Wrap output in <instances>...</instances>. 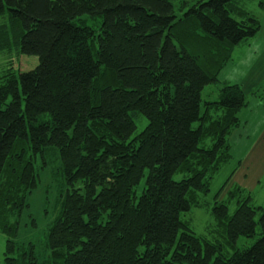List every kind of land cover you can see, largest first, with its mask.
<instances>
[{
    "label": "trees",
    "instance_id": "obj_1",
    "mask_svg": "<svg viewBox=\"0 0 264 264\" xmlns=\"http://www.w3.org/2000/svg\"><path fill=\"white\" fill-rule=\"evenodd\" d=\"M3 16L0 52L13 37L30 57L0 87L4 264H264V209L240 188L227 196L233 215L219 200L227 184L212 214L232 246L258 237L251 247L225 256L181 221L206 205L199 194L231 161L229 138L244 137L247 97L219 76L261 33L257 18L236 0H0ZM55 150L68 189L41 260L34 242L15 239L39 156L43 169Z\"/></svg>",
    "mask_w": 264,
    "mask_h": 264
},
{
    "label": "rangeland",
    "instance_id": "obj_2",
    "mask_svg": "<svg viewBox=\"0 0 264 264\" xmlns=\"http://www.w3.org/2000/svg\"><path fill=\"white\" fill-rule=\"evenodd\" d=\"M236 1L241 7H244V9L248 13H250L252 16L257 18L261 22L262 32L260 36L262 35V37L264 38V10H262L259 6L261 0ZM83 19H88L89 24L91 21H95V18L90 17H83ZM7 21L8 16L0 17V25L7 23ZM97 28L98 27H96V29ZM258 42L260 41H253V43L249 47H247L246 45L237 47L233 54V59L230 64H236L235 66L237 67H239L240 64H246L245 68L250 65L249 62L251 64H255L254 61H247V57L251 58L253 56L263 55L262 53H259L262 46L259 47ZM262 44H264V41L262 42ZM14 46L15 43L12 37V51L0 52V87L5 83V79L3 77L6 74L7 70L11 68L13 72H17V74H20V71L23 69V67H25V64L29 65L24 60H28L30 59V57L23 55L19 56L17 50L14 49ZM93 53L95 56L96 52L94 50ZM230 70L232 72L231 67ZM237 73L238 70H236L235 74ZM220 89L221 86L219 85H211L206 88L205 94L210 93L212 101H216L219 96ZM258 95H263L264 97V79L261 87L258 89ZM251 100L253 99L249 98L247 102H250ZM248 110H251V108H248ZM248 115H251L250 117L251 119H253L257 115V111H248ZM136 116H138V118H135L134 116V119L138 126L137 133H140L146 127L148 122L146 118L141 114H138ZM263 125L264 122L262 126ZM196 126L197 125L195 124V127ZM257 135L258 133L256 134V136ZM239 140L238 136L235 138V140H233V138L231 137L229 138L230 144L234 145L236 143L234 145L231 161L225 166H223L222 169L213 177L210 183V192L206 195L202 193L199 194L201 203H205L206 205L199 208L193 206L191 211L181 214V221L183 223L187 224L190 229H192L199 237L208 240L216 245H219L222 248V252L225 256L233 255L234 251L237 249L251 247L255 244L258 239V237L251 239L241 237L238 240L236 246H232L227 238L226 226H220L212 214V207L217 196L219 195L221 189L227 182V179L230 177L231 173L236 167V163L238 160L236 159L234 154L243 151V148L237 145ZM252 140H254V137H252ZM204 144H206L207 146H205ZM208 144H210V141L202 143L201 147H208ZM26 145L27 144L24 143V145H22V148L28 150L29 145ZM28 153L29 155H31V151H28ZM51 153L52 155L48 159V165L43 169L41 157L39 156L37 168L40 174V184L29 198V208L25 209L21 217L19 218L20 229L17 238L15 239L17 242H34L37 245L41 260H44L45 256L48 253L47 234L49 228L52 226L55 219L58 217V201L62 197V195L67 192L68 189L65 186L63 180L61 171L62 163L59 159L58 151L55 150V152L52 151ZM48 157L49 153L46 154V158ZM184 177H186V175L177 174L175 176V179L182 180ZM145 181L146 178L143 180L141 186L136 189V193L138 196L142 194L145 188ZM226 198L223 203L229 208V214L231 216L238 208L239 203L237 202V199L233 200L230 198ZM252 198V204L255 207H262L264 209V178L261 180L259 187L255 191H253ZM259 216L260 215H257V220L259 219ZM13 221L15 220L13 219ZM6 241L7 237L4 234L0 233V264H4Z\"/></svg>",
    "mask_w": 264,
    "mask_h": 264
},
{
    "label": "crops",
    "instance_id": "obj_3",
    "mask_svg": "<svg viewBox=\"0 0 264 264\" xmlns=\"http://www.w3.org/2000/svg\"><path fill=\"white\" fill-rule=\"evenodd\" d=\"M259 36L253 41H260L258 46L262 47L259 53L263 55L247 57V61H254L255 64L249 62L250 65L246 68V64H240L239 67L235 66L236 64H228L219 76L222 82L239 85L247 100L249 98L253 99L247 103V108H244L240 114L241 119H244L247 124L245 132H243L244 137L238 143L243 151L234 154L238 161L235 169L227 179L228 182L225 183L227 185L220 196V201H225L227 196H231L236 187L252 198L253 191L259 187L261 180L264 178V125L262 126L264 122V97L263 95H253L261 87L264 79V44H262L264 38L262 35ZM253 41L243 45L249 47ZM236 70H238L237 74H235ZM248 108H251V110H248ZM248 111H257V115L251 119ZM252 137H254V140H252Z\"/></svg>",
    "mask_w": 264,
    "mask_h": 264
}]
</instances>
